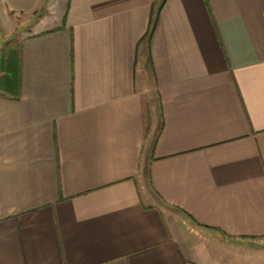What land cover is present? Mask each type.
<instances>
[{
    "label": "crops",
    "instance_id": "1",
    "mask_svg": "<svg viewBox=\"0 0 264 264\" xmlns=\"http://www.w3.org/2000/svg\"><path fill=\"white\" fill-rule=\"evenodd\" d=\"M159 2L0 0V264H264V0Z\"/></svg>",
    "mask_w": 264,
    "mask_h": 264
},
{
    "label": "trees",
    "instance_id": "2",
    "mask_svg": "<svg viewBox=\"0 0 264 264\" xmlns=\"http://www.w3.org/2000/svg\"><path fill=\"white\" fill-rule=\"evenodd\" d=\"M156 18L166 0H159ZM156 21L151 20L148 34L152 32ZM0 91L3 95L17 98L20 94V73L18 49L9 47L7 52L0 58Z\"/></svg>",
    "mask_w": 264,
    "mask_h": 264
},
{
    "label": "rangeland",
    "instance_id": "3",
    "mask_svg": "<svg viewBox=\"0 0 264 264\" xmlns=\"http://www.w3.org/2000/svg\"><path fill=\"white\" fill-rule=\"evenodd\" d=\"M9 48V47H8ZM8 48L6 47L5 50L3 51V53L7 52ZM0 76H1V72H0ZM0 94H3L2 91H0Z\"/></svg>",
    "mask_w": 264,
    "mask_h": 264
}]
</instances>
